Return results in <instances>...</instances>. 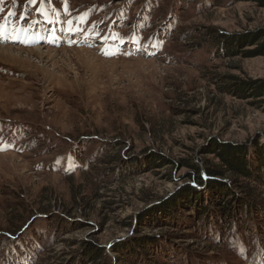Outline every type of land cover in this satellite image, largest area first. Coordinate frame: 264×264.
<instances>
[{"label":"rangeland","instance_id":"obj_1","mask_svg":"<svg viewBox=\"0 0 264 264\" xmlns=\"http://www.w3.org/2000/svg\"><path fill=\"white\" fill-rule=\"evenodd\" d=\"M257 28L252 2L0 0V46L18 56L0 58V264H94L85 242L106 264H264V215L223 221L214 203L202 218L175 207L125 226L196 185L179 164L148 167L152 153L214 160L212 139L264 148V107L220 89L224 74L264 79V57L224 59L205 35ZM144 236L156 240L147 259L111 250Z\"/></svg>","mask_w":264,"mask_h":264},{"label":"trees","instance_id":"obj_2","mask_svg":"<svg viewBox=\"0 0 264 264\" xmlns=\"http://www.w3.org/2000/svg\"><path fill=\"white\" fill-rule=\"evenodd\" d=\"M233 2H252L260 8H264V0H233ZM207 32L205 35H208L210 45L224 59L264 57V28L243 33H226L215 29H209ZM234 69L240 70L238 66H235ZM221 80L223 84L220 89L224 93L240 100H250V103L257 108L264 107V79L240 78L234 74H224L221 76ZM203 153L213 156L214 160L201 159L199 162L193 158H186L173 161L159 152L152 153L143 160V163L150 168H175L179 164L181 168H186L191 172L188 174V178L193 179L196 185L188 184L187 188L180 194L162 203L154 204L152 209L141 214L138 219L131 217L130 222H127L125 226L132 227L133 223L141 225L146 219H150L151 213L153 215L157 212L167 213L171 216L175 213V207L177 209L185 206L196 213L198 212L193 216L194 218L196 216L204 217L206 213H211L210 209H215V206L219 205L217 213L210 214L218 215L219 220L232 221L243 213H246L247 217L251 214L255 216V213L260 219L264 215V207L254 201L257 195L252 190L251 183L264 186L263 146H260L258 141L254 145L252 142L249 145H243L212 139ZM131 166L122 167L123 172L131 173L134 170L132 168L139 166V164L132 162ZM236 189H240V192L244 193L239 196ZM209 203L210 206H206ZM261 219L264 220V217ZM151 220L154 224L159 223L158 217L151 218ZM155 241L153 238L148 240L145 236L134 237L126 245H111V250L119 254L129 251L128 253L132 256H136L140 251L146 258L149 254L150 244ZM83 251L85 258L90 259L94 264H106L113 260L106 253L105 247H100L91 242L83 243ZM146 259L142 262H147ZM114 260L119 261L121 257L114 256Z\"/></svg>","mask_w":264,"mask_h":264},{"label":"bare ground","instance_id":"obj_3","mask_svg":"<svg viewBox=\"0 0 264 264\" xmlns=\"http://www.w3.org/2000/svg\"><path fill=\"white\" fill-rule=\"evenodd\" d=\"M21 50V49H20ZM37 51L40 52V48L38 47L36 49ZM15 50L13 49V47H9V46H0V58L3 60H10L11 59H15L18 58V56L15 55ZM21 55V54H20ZM20 57V56H19Z\"/></svg>","mask_w":264,"mask_h":264}]
</instances>
